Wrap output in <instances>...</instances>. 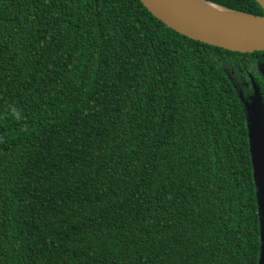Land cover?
Returning a JSON list of instances; mask_svg holds the SVG:
<instances>
[{"label": "trees", "instance_id": "obj_1", "mask_svg": "<svg viewBox=\"0 0 264 264\" xmlns=\"http://www.w3.org/2000/svg\"><path fill=\"white\" fill-rule=\"evenodd\" d=\"M262 54L139 0H0V264H257L238 95L264 101Z\"/></svg>", "mask_w": 264, "mask_h": 264}, {"label": "water", "instance_id": "obj_2", "mask_svg": "<svg viewBox=\"0 0 264 264\" xmlns=\"http://www.w3.org/2000/svg\"><path fill=\"white\" fill-rule=\"evenodd\" d=\"M168 28L214 47L232 52H264V15L229 9L206 0H139ZM264 11V0H255ZM264 78L263 61L257 65ZM252 93L239 98L246 113L247 138L259 219V258L264 264V101L259 86L249 76Z\"/></svg>", "mask_w": 264, "mask_h": 264}, {"label": "flooded vegetation", "instance_id": "obj_3", "mask_svg": "<svg viewBox=\"0 0 264 264\" xmlns=\"http://www.w3.org/2000/svg\"><path fill=\"white\" fill-rule=\"evenodd\" d=\"M264 56V54H262V57ZM261 61H258V62H256V70H257V65L260 63ZM258 72V71H257ZM245 87L247 88V87H250V89H251V86L248 84V83H246V85H245ZM252 91V90H251Z\"/></svg>", "mask_w": 264, "mask_h": 264}]
</instances>
